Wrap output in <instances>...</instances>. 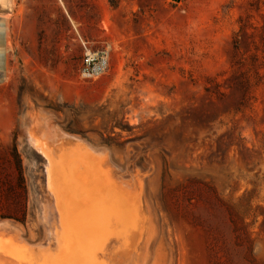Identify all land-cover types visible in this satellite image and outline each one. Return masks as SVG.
<instances>
[{
  "label": "rangeland",
  "instance_id": "1",
  "mask_svg": "<svg viewBox=\"0 0 264 264\" xmlns=\"http://www.w3.org/2000/svg\"><path fill=\"white\" fill-rule=\"evenodd\" d=\"M0 264H264V0H0Z\"/></svg>",
  "mask_w": 264,
  "mask_h": 264
},
{
  "label": "built area",
  "instance_id": "2",
  "mask_svg": "<svg viewBox=\"0 0 264 264\" xmlns=\"http://www.w3.org/2000/svg\"><path fill=\"white\" fill-rule=\"evenodd\" d=\"M108 50L95 53H87L81 63L80 76L84 79H97L108 68Z\"/></svg>",
  "mask_w": 264,
  "mask_h": 264
},
{
  "label": "bare ground",
  "instance_id": "3",
  "mask_svg": "<svg viewBox=\"0 0 264 264\" xmlns=\"http://www.w3.org/2000/svg\"><path fill=\"white\" fill-rule=\"evenodd\" d=\"M47 157V160L49 161L48 162V168H47V180H48V187L50 190H52L51 193L52 195H54L55 199L57 200L56 203L60 209V191L58 189V186H57V183H56V180H55V172H54V163L52 161V159L49 157V156H46Z\"/></svg>",
  "mask_w": 264,
  "mask_h": 264
},
{
  "label": "trees",
  "instance_id": "4",
  "mask_svg": "<svg viewBox=\"0 0 264 264\" xmlns=\"http://www.w3.org/2000/svg\"><path fill=\"white\" fill-rule=\"evenodd\" d=\"M18 179H19L20 184L22 185L23 184V178H22V173H21V168L20 167H19V171H18ZM236 221H237V219H236ZM236 221H234V223H233V225L235 226L236 231L238 232L239 230H242V232H243V227L244 226L241 224V221H240V224L237 223ZM238 222H239V220H238ZM244 238H245L246 242H248V244H249V240L247 241V237H245V234H244ZM248 250L251 251L250 245H248ZM252 261H253V259H252Z\"/></svg>",
  "mask_w": 264,
  "mask_h": 264
}]
</instances>
